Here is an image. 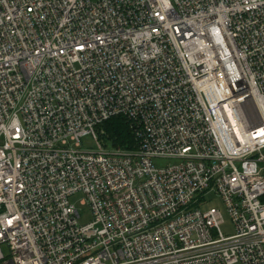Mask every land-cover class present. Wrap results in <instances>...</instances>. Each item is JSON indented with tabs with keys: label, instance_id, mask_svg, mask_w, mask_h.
Here are the masks:
<instances>
[{
	"label": "built area",
	"instance_id": "1",
	"mask_svg": "<svg viewBox=\"0 0 264 264\" xmlns=\"http://www.w3.org/2000/svg\"><path fill=\"white\" fill-rule=\"evenodd\" d=\"M0 264H264V0H0Z\"/></svg>",
	"mask_w": 264,
	"mask_h": 264
},
{
	"label": "rangeland",
	"instance_id": "2",
	"mask_svg": "<svg viewBox=\"0 0 264 264\" xmlns=\"http://www.w3.org/2000/svg\"><path fill=\"white\" fill-rule=\"evenodd\" d=\"M82 148H84V149H89V148L95 149L96 148L95 141L93 140V138L90 135L84 136L82 138ZM105 149L108 151H112L115 148L112 145H110L109 143H107L105 146ZM153 162H154L156 167L164 168V167L172 165L178 161L176 159H173V158L158 157V158H154ZM83 196H84L83 193L79 192V193L75 194L74 196H72L71 200L73 202H75L76 205L78 206V208L80 209L81 222L87 223L92 219V214H91V211H90V208L88 205H83L80 203V200L83 198ZM205 200H206V204H205V202H204V204L206 207L215 206L222 211V214L224 217V222L221 224V230L226 235L234 233L235 228H234L233 221H232V219H231V217L227 211V208H226L225 203L222 200V198L220 196H218L215 192H210L207 194Z\"/></svg>",
	"mask_w": 264,
	"mask_h": 264
},
{
	"label": "trees",
	"instance_id": "3",
	"mask_svg": "<svg viewBox=\"0 0 264 264\" xmlns=\"http://www.w3.org/2000/svg\"><path fill=\"white\" fill-rule=\"evenodd\" d=\"M99 128L104 129L101 139L105 145L132 149L137 147V140L133 134L129 120L123 115H117L104 121Z\"/></svg>",
	"mask_w": 264,
	"mask_h": 264
}]
</instances>
